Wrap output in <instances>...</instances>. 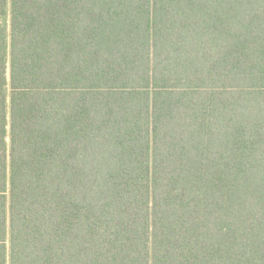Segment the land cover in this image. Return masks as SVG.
Returning <instances> with one entry per match:
<instances>
[{
	"label": "trees",
	"instance_id": "1",
	"mask_svg": "<svg viewBox=\"0 0 264 264\" xmlns=\"http://www.w3.org/2000/svg\"><path fill=\"white\" fill-rule=\"evenodd\" d=\"M0 264H264V0H0Z\"/></svg>",
	"mask_w": 264,
	"mask_h": 264
}]
</instances>
